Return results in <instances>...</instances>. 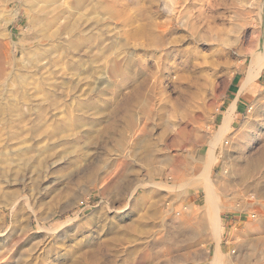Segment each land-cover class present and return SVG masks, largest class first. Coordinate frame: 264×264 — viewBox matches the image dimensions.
Returning a JSON list of instances; mask_svg holds the SVG:
<instances>
[{"label":"rangeland","instance_id":"1","mask_svg":"<svg viewBox=\"0 0 264 264\" xmlns=\"http://www.w3.org/2000/svg\"><path fill=\"white\" fill-rule=\"evenodd\" d=\"M21 1L0 22V264H210L187 217L205 195L223 264H264V70L240 91L264 0H55L43 30ZM184 57L212 82L193 122Z\"/></svg>","mask_w":264,"mask_h":264},{"label":"bare ground","instance_id":"2","mask_svg":"<svg viewBox=\"0 0 264 264\" xmlns=\"http://www.w3.org/2000/svg\"><path fill=\"white\" fill-rule=\"evenodd\" d=\"M13 0H0V22L2 21V22H4V23H9V22H11L12 20H13V18H15L16 17V15H17V13H16V11H9V10H7L8 9V7H9V3L10 2H12ZM23 1V2H22ZM21 2H22V4H23V6L25 7V10H26V13H27V15H28V17H29V19H33V21H35L36 20V22H37V26L41 29V30H43V29H45L46 28V23L43 21V20H45V19H43L42 20V18H43V16L45 15V13H46V11L48 10V9H52V10H50V14H52L53 12H54V9H55V0H22ZM80 2H81V0H80ZM58 3V2H57ZM60 3V2H59ZM58 3V4H59ZM83 4H85V3H83ZM83 6V5H82ZM81 6V7H82ZM59 7V6H58ZM63 7V6H62ZM96 7V6H95ZM83 8V7H82ZM85 9V8H84ZM95 9V8H94ZM82 10V9H81ZM93 10V9H92ZM96 11V10H95ZM57 12V11H56ZM75 12V11H74ZM78 12H80V11H78ZM81 12H84V11H81ZM85 14H86V12H84ZM55 14V13H54ZM74 14V13H73ZM79 14V13H78ZM83 14V13H82ZM97 14V13H96ZM76 15V17H77V14H75ZM86 15H88V14H86ZM91 15V14H90ZM98 15V14H97ZM81 16H83L84 17V15H81ZM89 16V15H88ZM51 17V16H50ZM75 17V16H74ZM96 17V16H95ZM99 17V16H98ZM39 18V19H38ZM89 18H90V16H89ZM89 18H88V20H89ZM50 19V18H49ZM52 19V18H51ZM91 19H93V18H91ZM15 20H16V18H15ZM64 20V19H63ZM84 20V19H83ZM83 20H81L82 22H83ZM87 20V19H86ZM86 20L84 21L85 23H86ZM76 21V20H75ZM79 21H80V19H79ZM95 22V21H94ZM98 22H99V20H98ZM256 22V21H255ZM59 23V22H58ZM76 23H78L77 21H76ZM3 24V23H2ZM6 24H4V25H6ZM66 24V23H65ZM80 24V23H79ZM82 24V23H81ZM87 24V23H86ZM93 24V22L91 23V25ZM1 25V24H0ZM11 25V24H10ZM78 25V24H77ZM89 25V24H88ZM94 25V24H93ZM56 25H54V27H55ZM79 26V25H78ZM82 26V25H81ZM30 27V26H29ZM57 27V26H56ZM59 27V26H58ZM57 27V29H60V27L58 28ZM70 27V26H69ZM72 27V26H71ZM1 28V27H0ZM76 28V27H75ZM79 28H81L80 26H79ZM76 29H78V28H76ZM38 30V29H37ZM49 30V29H48ZM50 30H53V28L51 29L50 28ZM65 30V29H64ZM66 30H67V28H66ZM41 32H43V31H41ZM63 32V31H62ZM68 32V31H67ZM47 33V32H46ZM58 33V32H57ZM72 34V33H71ZM150 34V33H149ZM148 33H147V35H149ZM258 34V33H257ZM61 35V34H60ZM152 35V34H151ZM59 36V35H58ZM71 36V35H70ZM69 36V37H70ZM155 36V35H154ZM161 36V35H160ZM80 37V36H79ZM147 37V36H146ZM77 38V37H76ZM73 39V38H72ZM75 39V38H74ZM6 40V39H5ZM79 40V39H78ZM44 41V40H43ZM160 41V40H159ZM262 47H261V49L259 50V52H257V53H253V54H251L250 55V61H249V64H248V67H247V69H246V71H245V77H244V79H243V82H241L242 83V89H241V91L242 92H244L245 90L247 91V90H249V89H251V87H253V85L255 84V82L260 78V75H261V72L264 70V41L262 42ZM16 49V48H15ZM19 50V49H18ZM123 52V51H122ZM249 52H251V51H249ZM18 53V52H17ZM178 52H176V54H177ZM181 53H183L184 54V52H181ZM12 54V53H11ZM183 54H181V55H183ZM15 54L14 55H12L10 58L11 59H15ZM23 57V56H22ZM25 58V57H24ZM23 58V59H24ZM6 59H8V58H6ZM22 59V58H21ZM22 59V60H23ZM16 60V59H15ZM26 60V59H25ZM25 60H24V62H25ZM20 61V60H19ZM28 61H30V60H28ZM246 62V61H245ZM26 63V62H25ZM30 63V62H29ZM31 64H32V62H31ZM180 66H182L183 67V74H182V76H183V80H185V81H187V87H186V90L187 89H195V92H191L190 93V91H188L187 92V95H186V97H185V99H184V104H182V107H186L187 109H189V108H194L195 109V111L194 110H192L191 111V115H190V121L189 122H193V120L194 119H197V118H199L198 117V115H197V111L198 110H201V109H203L207 104H206V98L204 97V94H205V92H207L210 88H211V86H212V82L211 81H209V78L204 74V72L202 71V70H200V72H198L197 71V68H196V65L191 61V59L189 58V57H184V60H182L180 63ZM4 68V67H3ZM3 70H2V67L0 66V74H1V72H2ZM5 72V71H4ZM3 72V73H4ZM5 74V73H4ZM24 75V74H23ZM3 77V76H2ZM152 87V86H151ZM248 93H249V91H248ZM257 94H259V92L257 93ZM261 95H263V93L261 92L260 93V95L259 96H261ZM150 100V99H149ZM183 101V100H182ZM178 102H176L175 104H177ZM148 105V104H147ZM146 105V106H147ZM232 108V107H231ZM151 113V112H150ZM152 114V113H151ZM197 115V116H196ZM227 116V115H226ZM228 118V117H227ZM227 127H228V121H227V119H225L224 120V122H223V124H222V126L220 127L221 129H220V131H226L227 130ZM183 131L185 132V130L183 129ZM219 132V131H218ZM180 135V134H179ZM180 137V136H179ZM150 170V169H149ZM152 175V174H151ZM208 177H200L199 178V181H200V184H206V179H207ZM114 184V183H113ZM200 184H199V186H200ZM207 184H208V182H207ZM115 185H117V184H115ZM209 185V184H208ZM115 187V186H114ZM113 187V189H115ZM128 187V186H127ZM127 187H126V189H127ZM205 188H207V187H205ZM205 188H204V190H205ZM108 189V188H107ZM125 189V188H124ZM209 189V188H208ZM120 190V189H119ZM123 190V189H122ZM212 190V189H211ZM124 191V190H123ZM207 191V190H206ZM206 191H205V193H206ZM208 191H210V190H208ZM213 191V190H212ZM120 193V192H119ZM208 194H209V192H208ZM212 195H214V194H212ZM215 196V195H214ZM216 201H217V199H216ZM218 203V202H217ZM204 204H206L205 206V208L207 209V212L206 213H208V210H211V209H213V211H214V209L216 208L217 209V206H216V203L214 202V200L212 199V197L209 195H206V203H204ZM219 206V205H218ZM203 210V209H202ZM212 211V210H211ZM217 211V210H216ZM215 212V211H214ZM213 212V213H214ZM203 212H201V214H202ZM212 213V217H213V214ZM211 214V213H210ZM215 214H217L216 212H215ZM200 215V214H199ZM209 215V214H208ZM208 215H206V216H208ZM216 216V215H215ZM200 217H202V216H200ZM215 218V217H214ZM203 219V218H202ZM207 219L209 220V218L207 217ZM216 219H217V217H216ZM210 221V220H209ZM212 221H213V219H212ZM217 221V220H216ZM201 222V221H200ZM203 222V221H202ZM212 223H216L215 222V220H214V222H212ZM200 225H202V223L200 224ZM211 226H214V225H211ZM195 227H197V226H195ZM204 227V226H203ZM202 227V228H203ZM197 228H201V227H197ZM212 228V227H211ZM193 229V228H192ZM206 229V228H205ZM205 229H204V231H205ZM213 229H214V227H213ZM213 229H212V233H214L213 232ZM202 230V229H201ZM200 232V231H199ZM206 232V231H205ZM210 232V231H209ZM207 233V232H206ZM205 233V234H206ZM209 235V234H208ZM208 235H206V236H208ZM214 235V234H213ZM213 235H212V237H213ZM201 236V235H200ZM214 237H215V235H214ZM196 238V237H195ZM202 238V237H201ZM207 238H209V236L207 237ZM217 238V237H216ZM215 238V239H216ZM220 239V238H219ZM206 240V239H205ZM214 252V251H213ZM207 256V255H206ZM207 258V257H206ZM246 261V260H245ZM248 262V261H247ZM210 264H223V258H222V255H221V252H220V250L218 249V247L216 248V251H215V253H214V255L212 256V260H211V263ZM255 264V263H254Z\"/></svg>","mask_w":264,"mask_h":264},{"label":"crops","instance_id":"3","mask_svg":"<svg viewBox=\"0 0 264 264\" xmlns=\"http://www.w3.org/2000/svg\"><path fill=\"white\" fill-rule=\"evenodd\" d=\"M241 89H242V87H241ZM241 89H240V91H241ZM240 94H242V93H239L238 92V95H240ZM232 107V108H231ZM242 111H243V108H242V106H241V102H239V100H233V101H231V103L227 106V109H226V111H225V113H224V115H223V117H222V121H221V124H223V122H224V120L225 119H227V121H228V127H227V129L228 130H230L231 129V126L232 125H234L235 124V121L238 119V117H240L241 116V114H242ZM227 115V116H226ZM228 117V118H227ZM220 124V125H221ZM222 126V125H221ZM205 195V194H204ZM204 203H206V195L204 196V201H203V206L201 207V210H200V215H199V218H198V220L195 218V216L194 215H188L187 217H188V219H189V221L190 220H196V221H194V223L193 224H190V228L192 229H194V231L195 230H197L198 232H197V234H196V236H197V238H199V239H203V240H201V241H199L200 243H206V242H208V241H210V240H215L216 241V246L218 247V249L220 250V248H219V238H220V233H219V235H218V239L216 240L215 239V237H214V233H212V231L210 230V228H209V226H205V224H219V221L216 219V214H215V212L217 213L219 210H215L214 209V211H213V209H211V210H208V213H206L207 212V209L205 208L206 206V204H204ZM203 209V210H202ZM201 212H203L202 214H201ZM214 212V213H213ZM192 213H194V212H192ZM211 213V214H210ZM212 213L214 214L213 215V217H212ZM209 214V215H208ZM206 215H208V216H206ZM193 216V217H192ZM200 216H202V217H200ZM207 217L209 218V220L207 219ZM215 217V218H214ZM203 218V219H202ZM223 217H221L220 216V218H219V220L221 221V220H223L222 222H221V224H226V225H228V224H231L232 222L229 220V221H226L225 219H222ZM212 219H213V221H212ZM214 220H215V222L216 223H212V222H214ZM217 220V221H216ZM201 221V222H200ZM203 221V222H202ZM202 223V225H200ZM220 224V225H221ZM181 226H182V224H180ZM195 226H197V227H201V228H197V227H195ZM204 226V227H203ZM203 227V228H202ZM206 228V229H205ZM202 229V230H201ZM204 229H205V231L207 232H205L204 231ZM220 230H222V226H221V228H220ZM194 231H192V235L195 233ZM200 231V232H199ZM204 231V232H203ZM210 231V232H209ZM221 232V231H220ZM206 233V234H205ZM209 234V235H208ZM201 235V236H200ZM206 235H208L209 236V238H207L208 236H206ZM212 235H213V237H212ZM202 237V238H201ZM206 239V240H205ZM221 251V250H220Z\"/></svg>","mask_w":264,"mask_h":264}]
</instances>
